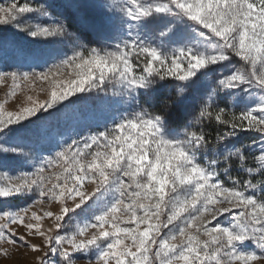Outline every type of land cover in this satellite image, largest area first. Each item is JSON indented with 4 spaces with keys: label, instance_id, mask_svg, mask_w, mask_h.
Segmentation results:
<instances>
[{
    "label": "snow or ice",
    "instance_id": "snow-or-ice-1",
    "mask_svg": "<svg viewBox=\"0 0 264 264\" xmlns=\"http://www.w3.org/2000/svg\"><path fill=\"white\" fill-rule=\"evenodd\" d=\"M88 9L92 43L64 15ZM4 29V264H264V0H4ZM93 92L118 105L103 130L54 133Z\"/></svg>",
    "mask_w": 264,
    "mask_h": 264
},
{
    "label": "rangeland",
    "instance_id": "rangeland-1",
    "mask_svg": "<svg viewBox=\"0 0 264 264\" xmlns=\"http://www.w3.org/2000/svg\"><path fill=\"white\" fill-rule=\"evenodd\" d=\"M0 2H4V0H0ZM20 2H32V3H48V4H63L64 0H20ZM105 3H110L111 0H104ZM65 17L67 18L68 26L71 31H79L87 40L88 43H92L94 40V33L91 28V24L96 21V15L94 10L88 9L86 13L82 12L80 14L74 13L73 10H65L64 12ZM87 16V20L84 19V16ZM34 21H40L44 23H50L51 21H47L45 18L40 17H33L30 18ZM0 34H6L9 36L16 35L11 29H4L0 30ZM195 39V37H193ZM35 47H39L46 52L53 53L54 55L58 56L59 58L63 57V54H71V49L73 45L68 42L64 41L63 43H57L54 45H32ZM58 62L57 59H48V64H53ZM0 67H4L0 65ZM47 66H42L38 70H45ZM69 78V73L67 69L58 77L60 80H66ZM10 83V82H9ZM8 84H0V100L4 99L6 93L8 91ZM44 89V91H41ZM50 89L46 82H38L37 85H34L32 90L28 92V94L33 95L38 100H44L47 98ZM24 93L22 91H18L16 96L12 99L8 100L6 107L8 110L13 111L16 110V105L22 103L24 101ZM115 99L112 96V93L109 92L108 96L106 97L104 93H96L93 92L91 96L87 99L85 103H80L75 106L73 109L72 118L65 122L63 120L59 121L58 124L53 125V132H62L64 135H71L73 133L78 132L80 135H87L91 134L96 131L103 130V126L105 124V119L110 117L113 112L116 110L118 105L112 103V100ZM242 106V105H240ZM237 107V111L239 107ZM252 138H254V134L252 133H242L240 136L239 142H249ZM21 164L16 161H12L9 164V168L13 170V172L19 168H21ZM30 170V169H25ZM247 178V177H244ZM222 179H227L226 177H222ZM255 182V181H254ZM91 190V186L89 189ZM34 198V197H33ZM25 201L22 199H14L9 200L7 202V206L15 207V206H22ZM5 204L0 202V208H3ZM50 210H55L53 206ZM225 224L231 222L230 217H225L223 219ZM50 224V221L45 222V227L47 228ZM251 245H249L250 247ZM33 258L31 253L25 251V253L21 256L15 257L14 261L15 264H27ZM0 264H4V261L0 260Z\"/></svg>",
    "mask_w": 264,
    "mask_h": 264
}]
</instances>
